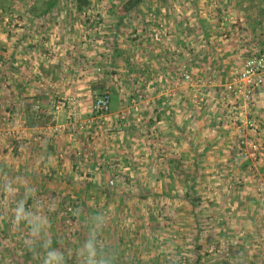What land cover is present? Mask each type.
<instances>
[{"label": "rangeland", "instance_id": "374dc122", "mask_svg": "<svg viewBox=\"0 0 264 264\" xmlns=\"http://www.w3.org/2000/svg\"><path fill=\"white\" fill-rule=\"evenodd\" d=\"M128 1L0 0V264H264V0Z\"/></svg>", "mask_w": 264, "mask_h": 264}, {"label": "built area", "instance_id": "2783aa9c", "mask_svg": "<svg viewBox=\"0 0 264 264\" xmlns=\"http://www.w3.org/2000/svg\"><path fill=\"white\" fill-rule=\"evenodd\" d=\"M187 79L189 77L186 76ZM264 86V56H254L246 60L242 70L234 74L225 85L226 99L229 102L231 119L248 116L254 108L256 95ZM64 102L55 105L56 111L65 108ZM110 97L105 94L96 100L94 110L98 113H108ZM247 128L254 126V121L244 122Z\"/></svg>", "mask_w": 264, "mask_h": 264}, {"label": "trees", "instance_id": "16d2710c", "mask_svg": "<svg viewBox=\"0 0 264 264\" xmlns=\"http://www.w3.org/2000/svg\"><path fill=\"white\" fill-rule=\"evenodd\" d=\"M144 0H129L125 5L126 9L129 10L132 7L139 6ZM78 10H83L90 5L89 0H76L75 2ZM103 89V88H102ZM104 94V93H103ZM105 95V94H104ZM99 252V251H98Z\"/></svg>", "mask_w": 264, "mask_h": 264}]
</instances>
